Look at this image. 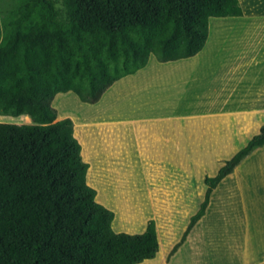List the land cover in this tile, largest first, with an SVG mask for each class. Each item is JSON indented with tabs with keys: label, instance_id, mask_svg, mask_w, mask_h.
I'll list each match as a JSON object with an SVG mask.
<instances>
[{
	"label": "trees",
	"instance_id": "trees-1",
	"mask_svg": "<svg viewBox=\"0 0 264 264\" xmlns=\"http://www.w3.org/2000/svg\"><path fill=\"white\" fill-rule=\"evenodd\" d=\"M243 15L240 0H11L0 14V115L32 123L0 122V264L156 260V220L142 233L115 230V211L88 182L75 123L58 120L54 100L73 91L95 104L152 55L169 62L200 53L211 17ZM263 146L264 126L206 177L205 199L170 258L206 214L213 190Z\"/></svg>",
	"mask_w": 264,
	"mask_h": 264
},
{
	"label": "crops",
	"instance_id": "crops-1",
	"mask_svg": "<svg viewBox=\"0 0 264 264\" xmlns=\"http://www.w3.org/2000/svg\"><path fill=\"white\" fill-rule=\"evenodd\" d=\"M240 2L244 9L243 16L211 17L208 41L197 55L169 62H160L152 55L146 67L129 75L130 77L139 75L135 82H132L136 84L132 86L137 89L131 96L134 100L131 115L128 117L121 114L119 120L122 122L120 124H129V129L123 128V137L126 133L127 140L135 149L178 148L186 160V149H195L201 155L204 149L219 145L214 143L222 136V141L226 143L219 147L223 151L218 160L209 161L207 164L219 165L216 173L209 172L210 175L216 176L225 161L247 146L261 131L264 126V78L260 74L263 69L255 68L263 67L264 64L261 52L264 48V0ZM213 19H216L214 28ZM213 34L214 39L209 46ZM250 51L255 53V56L248 61L251 57ZM145 83L148 85L146 91L139 92V85L144 86ZM176 96L180 102L173 101L172 98ZM143 105H146L147 109ZM200 105L209 108L191 112L179 108L195 109ZM235 133H239L238 136ZM232 149L237 151L227 154L228 150ZM196 162H199L197 157ZM241 167L243 172L238 183L236 172ZM226 181L229 183L233 181V187L224 193L227 195L222 198L216 211L219 219L227 221V224L222 226L228 234L225 237L218 222L205 223L207 220L204 222L203 219L207 218L216 193ZM247 181L248 185L250 183L257 187L253 194H249L250 198L257 200L255 202L248 198L247 189L242 188L243 184L247 187ZM240 194L243 200L248 199L253 205L252 222L230 220L231 217L241 215H237L241 213L238 206ZM231 206L233 212L230 210ZM223 211H226L225 215H222ZM199 221L191 234L192 239L189 237L183 245L176 255L175 262L202 264L204 262L202 259L192 258L194 254L188 256L191 251L196 253L198 246L193 245L198 242L199 245L210 242L211 248L216 252L218 249L224 251L222 248L237 240L243 244L241 250L235 251L233 248L231 251H225L223 254L226 263L236 261V264H264V146L256 149L233 173L218 184L211 194L206 214ZM206 225L212 226L209 240L207 232H204ZM198 229L201 230L203 237L194 241ZM245 229L248 230L244 231ZM231 232L235 233L229 235ZM250 234L257 235V240L248 238L251 237ZM198 250L201 249L198 247ZM237 252L239 256L236 259L233 257L234 261L230 257L237 256Z\"/></svg>",
	"mask_w": 264,
	"mask_h": 264
},
{
	"label": "rangeland",
	"instance_id": "rangeland-1",
	"mask_svg": "<svg viewBox=\"0 0 264 264\" xmlns=\"http://www.w3.org/2000/svg\"><path fill=\"white\" fill-rule=\"evenodd\" d=\"M10 2L11 0H0V14L9 6ZM212 39H214V36L211 37ZM261 52L264 56V48ZM249 55L251 57H249L248 61H251L255 53L250 51ZM155 58L157 59L156 56ZM258 68L259 70L263 69L260 74L264 78V64L263 67L259 66L255 69ZM138 76L125 77L122 79L126 81L123 86H118L116 83L120 80L117 81L115 83L116 86L108 90L101 100L97 102L98 104L85 103L75 92L70 91L59 93L53 105L59 111L58 120L71 117L75 123V134L82 143L84 160L91 165L88 172V182L98 190L97 200L115 211V230L118 232L142 233L147 229L149 221L155 219L161 241L160 252H162V257L157 258L155 261L154 259L146 260L144 264H181V262H175L176 255L189 237L192 239L191 234L196 229L198 222L175 255L171 256V258L169 255L182 238L192 216L198 212L205 199L208 188L205 183L206 177L212 176L210 173H216L219 168L218 164H210L209 166L207 164H209V161L218 160L220 153L223 151L219 145L226 142L222 141V136L219 137L214 143L219 145L204 149L201 155L195 149L188 148L185 150L186 160H184L178 148L141 147L135 149L131 142L127 140L126 133H124L123 137V128L129 129V124H120L122 122L119 117L121 114H126L128 117L131 115L132 101L134 102L131 96L137 89V87L132 86L136 85L132 84V82L134 83ZM146 87H148L146 83L144 86L139 85L138 91L145 92ZM172 99L180 102L177 96ZM143 107L147 109L146 105H143ZM179 108L183 111L191 112V110H204L209 107L200 105L195 109L190 107ZM23 116L0 115V122L32 123V119L26 120L22 118ZM238 134L235 133L236 136ZM196 157L199 162H196ZM201 159L202 162L200 163ZM242 172L243 167L236 172L238 183L242 177ZM231 186L233 187V181H230V183L226 181L221 186L213 199L212 207L208 210L207 218L203 219L204 222L207 220L205 223L218 222L225 237L228 234L222 226L227 224V221L219 219L216 211L220 207L222 198L227 195H224V193H227ZM242 188L247 189V193H245L248 194L249 199H252L253 202L257 201L254 198H250L249 195L257 190L254 184L250 185L249 183L248 185L247 181V187L243 184ZM240 196L241 194L236 197L240 200L238 206L241 208V213L237 215H241L231 217L230 220L234 222L242 221L243 223L244 220L252 222L253 205L248 199L243 200L242 196ZM232 208L231 206V212H233ZM225 212L223 211L222 215H225ZM211 227L206 225L204 228V232H207L208 240L212 230ZM246 230L248 229L244 231ZM234 233L231 232L229 235ZM250 236L248 238H253V240L258 238L254 234H250ZM202 237V232L198 229L194 241ZM226 240L230 241V239ZM234 241V244L230 242L228 247L222 248L224 251L218 249L216 252L211 248L210 242L205 245H199L198 242V244L193 246H198L201 252L197 247L196 253L191 251L188 256L191 257L194 254L192 258L202 259L204 261L202 264H225L227 260H225L223 253L231 251L233 248H235V251H240L243 245L241 242L238 243L237 240ZM253 252L252 248L251 253ZM238 256L237 252V256H231L230 258L233 259L234 257L236 259ZM230 264H236V261Z\"/></svg>",
	"mask_w": 264,
	"mask_h": 264
}]
</instances>
